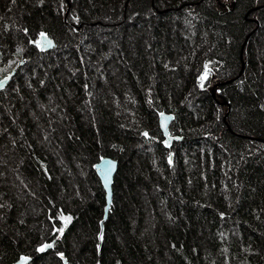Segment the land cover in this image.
Masks as SVG:
<instances>
[{
  "label": "trees",
  "instance_id": "16d2710c",
  "mask_svg": "<svg viewBox=\"0 0 264 264\" xmlns=\"http://www.w3.org/2000/svg\"><path fill=\"white\" fill-rule=\"evenodd\" d=\"M15 68L0 264H264V0H0V78Z\"/></svg>",
  "mask_w": 264,
  "mask_h": 264
},
{
  "label": "water",
  "instance_id": "95a60500",
  "mask_svg": "<svg viewBox=\"0 0 264 264\" xmlns=\"http://www.w3.org/2000/svg\"><path fill=\"white\" fill-rule=\"evenodd\" d=\"M47 40L51 41V45L49 46L46 42L42 43V47L43 49L49 50L51 48L54 47L55 42L54 40H52L50 37L47 36ZM26 61V58H24L23 60L20 61L19 65L24 64V62ZM17 68L13 69L9 74L5 75L4 77L0 78V81H5L3 84V87H0V90L4 89L8 83L10 82V80L12 79V77L14 76V74L16 73ZM7 77V79H5ZM164 113L165 117H168L169 119L167 120V128L165 129L162 124H163V118L160 116H158V121H159V127L162 130L165 138H166V142L169 143L172 139L176 138V136H171L169 134V125L173 119V114L172 113H167V112H161ZM118 167V161L116 159L110 158V157H101L95 164H94V168L96 170V173L98 175V178L101 182V185L104 189L105 192V206H104V213H103V218L100 221V231L98 234V239L99 242L101 243V233L103 235V229H104V221L107 218L108 215V211L110 208V204L112 201V185H113V178L115 175V172L117 170ZM100 243L98 244V248H100ZM63 258V261H65L64 256L60 255ZM31 260V257L29 256H21L17 261H15L12 264H27L29 261Z\"/></svg>",
  "mask_w": 264,
  "mask_h": 264
},
{
  "label": "snow or ice",
  "instance_id": "6c2138e0",
  "mask_svg": "<svg viewBox=\"0 0 264 264\" xmlns=\"http://www.w3.org/2000/svg\"><path fill=\"white\" fill-rule=\"evenodd\" d=\"M40 37L41 39L40 40H37L35 41L34 43L37 44V46H40L43 42H46L49 46L51 45V41L50 40H47V36L45 33L41 32L40 33ZM208 75H209V67L208 65L206 64L205 65V71L204 73L199 77L200 81H201V86H203V81L206 80L208 78ZM7 79V77L5 78ZM5 81H0V87H3V84H4ZM160 116L163 118V124L162 126L166 129L167 128V120L169 119L168 117H165L164 116V113H160ZM144 136H148V133L145 132L143 133ZM169 163H171V158H169ZM62 219H64L65 221V227L67 226V223L70 222L71 220V217H62ZM58 231L62 234L63 231H64V228H60L58 229ZM101 239H103V235L101 233V236H100ZM52 245L50 244H45L44 246H42L39 251L43 252L46 248H49L51 247ZM62 255V254H61Z\"/></svg>",
  "mask_w": 264,
  "mask_h": 264
}]
</instances>
